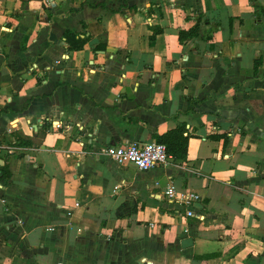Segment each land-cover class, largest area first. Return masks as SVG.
<instances>
[{"label": "crops", "instance_id": "0c3cea01", "mask_svg": "<svg viewBox=\"0 0 264 264\" xmlns=\"http://www.w3.org/2000/svg\"><path fill=\"white\" fill-rule=\"evenodd\" d=\"M261 8L0 0V264H264ZM177 128L182 164L103 154Z\"/></svg>", "mask_w": 264, "mask_h": 264}, {"label": "built area", "instance_id": "2783aa9c", "mask_svg": "<svg viewBox=\"0 0 264 264\" xmlns=\"http://www.w3.org/2000/svg\"><path fill=\"white\" fill-rule=\"evenodd\" d=\"M103 154L118 165H131L140 172L165 167L173 160L166 152L165 146L156 141H123L117 145L107 146ZM164 195L170 202L179 201L184 207H189L199 199V196L193 192L177 194L173 187H167ZM192 216L193 212L188 208L185 217Z\"/></svg>", "mask_w": 264, "mask_h": 264}, {"label": "trees", "instance_id": "16d2710c", "mask_svg": "<svg viewBox=\"0 0 264 264\" xmlns=\"http://www.w3.org/2000/svg\"><path fill=\"white\" fill-rule=\"evenodd\" d=\"M251 1L254 2L255 0ZM260 14H264V8L260 9ZM191 37V32L185 33L181 31L179 33L180 42L185 39H190ZM189 138L190 135L184 128H177L174 130H170L166 134H163L161 136L156 135L155 141L165 146L166 152L173 158L174 162H176L177 164H182L186 161V149ZM16 143L20 146H30V143L28 141H17ZM10 175L11 174L7 166H0V181L3 179H8Z\"/></svg>", "mask_w": 264, "mask_h": 264}, {"label": "water", "instance_id": "95a60500", "mask_svg": "<svg viewBox=\"0 0 264 264\" xmlns=\"http://www.w3.org/2000/svg\"><path fill=\"white\" fill-rule=\"evenodd\" d=\"M191 245H192V240L189 238L181 241V247L183 249L189 248Z\"/></svg>", "mask_w": 264, "mask_h": 264}]
</instances>
